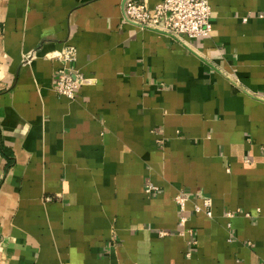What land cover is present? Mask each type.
I'll return each mask as SVG.
<instances>
[{"label": "crops", "instance_id": "0c3cea01", "mask_svg": "<svg viewBox=\"0 0 264 264\" xmlns=\"http://www.w3.org/2000/svg\"><path fill=\"white\" fill-rule=\"evenodd\" d=\"M209 2L186 46L123 0H0V264H264V0Z\"/></svg>", "mask_w": 264, "mask_h": 264}, {"label": "built area", "instance_id": "2783aa9c", "mask_svg": "<svg viewBox=\"0 0 264 264\" xmlns=\"http://www.w3.org/2000/svg\"><path fill=\"white\" fill-rule=\"evenodd\" d=\"M122 9L125 23H130L139 29L155 31L186 46H189L190 40L208 36L212 31L209 0H161L153 8H148L146 3L141 0H123ZM246 19L247 17L244 18V20ZM33 56L32 52L25 53L22 60L24 63H29ZM48 57L60 64L55 71L53 88L55 93L70 99L74 98L84 80L83 74L73 68V63L77 58L76 47L66 44ZM156 190L158 187L150 182L144 187L147 194ZM51 199V197H46L47 201H51ZM174 200L180 213L178 223L183 227L188 221L186 210L189 199L186 195L179 193ZM212 206V199L206 197L201 205L194 204L193 211L212 217ZM238 212L240 211L237 210ZM225 215L232 218L235 213L227 211ZM228 225L230 226V223ZM159 234L164 236L168 232L160 231Z\"/></svg>", "mask_w": 264, "mask_h": 264}]
</instances>
